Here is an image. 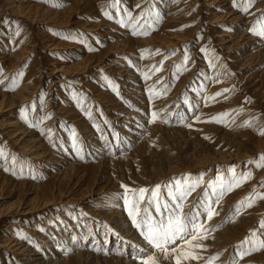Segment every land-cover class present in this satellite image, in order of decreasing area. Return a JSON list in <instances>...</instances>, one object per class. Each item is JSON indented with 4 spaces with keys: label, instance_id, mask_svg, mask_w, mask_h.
Returning a JSON list of instances; mask_svg holds the SVG:
<instances>
[{
    "label": "bare ground",
    "instance_id": "1",
    "mask_svg": "<svg viewBox=\"0 0 264 264\" xmlns=\"http://www.w3.org/2000/svg\"><path fill=\"white\" fill-rule=\"evenodd\" d=\"M51 1L0 0V199H8L0 264H140L141 249L174 264L133 226L122 185L151 189L206 168L204 180H214L228 177L232 163L236 174L253 175L219 204V189L213 196L206 184L183 201L188 212L210 199L218 213L209 221L199 209L205 247L187 264H264V199L237 212L248 192L264 193V168L248 163L238 172L239 161L264 154V68L245 74L264 65V36L250 31H264V0L247 12L245 0ZM190 19L196 24L176 30ZM144 29L150 34L133 35ZM54 48L70 50L59 58L42 51ZM225 111L223 122H206ZM175 142L190 149L175 151ZM252 231L258 250L237 247Z\"/></svg>",
    "mask_w": 264,
    "mask_h": 264
},
{
    "label": "snow or ice",
    "instance_id": "2",
    "mask_svg": "<svg viewBox=\"0 0 264 264\" xmlns=\"http://www.w3.org/2000/svg\"><path fill=\"white\" fill-rule=\"evenodd\" d=\"M253 2L254 0H245V4L241 10L245 12L249 11V7ZM118 3L119 0H113L112 6L116 7ZM233 6L240 7L238 0H233ZM137 7L140 6L137 5ZM105 15L108 16V13L106 12ZM108 18H111V16ZM140 19L141 17H137L134 23L139 24ZM148 28L154 30L152 24H148ZM250 31L264 36V31L257 32L255 27L250 29ZM148 34L149 32L147 30L133 31V35ZM158 51L159 50H157V52ZM187 60L188 57L185 56V62H187ZM156 70L159 71L160 69L157 68ZM20 75H22V73ZM0 83L3 82L0 81ZM6 90L12 89L9 88ZM227 91L228 89L223 90V92ZM223 92H218L216 95L220 96ZM214 98L215 97H211L210 99ZM23 111L24 110L21 109L22 113ZM227 115L229 114L221 113L206 122L221 123ZM158 118V113H152L150 123L156 122ZM197 119H199V117H197ZM188 126L191 127V125ZM241 126L249 127L251 126V121H245ZM258 134L264 135V129H261ZM73 136L75 138V133H73ZM73 146L79 152L75 140ZM0 155H3V153L0 152ZM249 163L255 164L257 168H264V154H261L258 160L250 161ZM228 173L230 175L225 177L223 173L218 172L214 180L208 181L204 180L203 173H200L196 177L186 173L182 177L172 178L171 181L164 185L157 184L151 189L145 187L129 189L127 186L122 185L126 192V195L123 197L124 204L128 207V215L132 220L133 226L141 232V235L152 249L162 253L165 259H172L174 264H187L189 261H199L201 257L196 249H203L205 247L199 241L206 238L204 233L207 231L205 222L201 219V212L199 209H203L209 221L214 215H218V213L212 207L213 202L210 199L200 201L198 207L193 205L188 212L184 211L183 201L187 200V198L202 184H206L207 187L212 190L211 195L213 196H216L217 189H219L220 194L215 200V203L219 204L220 197L223 196L226 191L230 192L234 190L251 178V172L236 174L235 166H229ZM162 187L165 189L166 195L161 192ZM127 193H130V195H127ZM205 196L207 197L208 193H205ZM256 199H264V193L257 194L256 197H246L243 201L238 202L237 212L240 206L251 207ZM193 208L196 210L193 211ZM260 227L264 229V221L260 222ZM256 237L257 233L252 231L249 237H246L237 247L243 248L245 245H248L251 250H258L254 243ZM21 238L24 239L25 237L22 236ZM178 240L182 243L177 244L176 242ZM259 248H264V240L259 241ZM143 253L144 250L141 249L136 257L140 259V264H157L155 256L148 255L144 258ZM245 254V252L240 253L241 257ZM216 258L217 257L210 258L209 264ZM232 264H235V261H233Z\"/></svg>",
    "mask_w": 264,
    "mask_h": 264
},
{
    "label": "rangeland",
    "instance_id": "3",
    "mask_svg": "<svg viewBox=\"0 0 264 264\" xmlns=\"http://www.w3.org/2000/svg\"><path fill=\"white\" fill-rule=\"evenodd\" d=\"M60 2H61V0H59ZM51 2H55V0H52ZM57 4V3H56ZM61 6V5H60ZM63 7V6H62ZM263 13L261 14V15H263L264 14V10H261ZM186 23H184V24H181L180 25V27L178 28V29H176V30H179L180 32L181 31H183L184 29H187V28H190L191 26H192V24L193 25H195L196 23H193L194 21H192L191 19L190 20H188V21H185ZM61 28V27H60ZM62 28H65V27H62ZM57 29V28H56ZM146 29V28H145ZM144 29V30H145ZM149 34H150V32H149ZM148 34V35H149ZM202 34L200 35V38H202ZM95 43H96V47L95 48H99L100 47V45H101V42H97V41H95ZM188 46V43L186 44V47ZM70 49H60V48H54V49H50V50H47V49H42V51L43 52H49L50 54H52L51 55V57L52 56H54V57H58V53L59 52H68ZM95 51H98V49H94ZM40 51H41V49H40ZM186 52V49H184L183 51H182V53H181V55H183L184 53ZM59 58V57H58ZM257 66H262V68H264V65H255V66H252V67H249V68H247V69H245L244 71H246L245 72V74H249V73H251V72H253V71H255V69H256V67ZM181 67H182V65H181ZM174 83L175 82H173L172 84H170V87H169V85H168V87H169V91H168V93H170L171 92V90H172V88H173V86H174ZM47 82L45 83V84H43L41 87H40V97L41 98H43V99H45L46 98V87H47ZM7 112V111H6ZM230 111H225L224 113H229ZM2 118V116L0 115V119ZM222 139H224V140H222L223 141V143H225V141L227 140H231V139H229L228 137H223ZM228 142H230V141H228ZM176 143V142H175ZM175 143H173L172 144V146H174V149H175V151H177L178 149L179 150H181V151H183V150H187V149H190V146H186L185 148L183 147V145H180V144H175ZM221 143V142H220ZM164 145H167V143L165 144L164 143ZM229 147V146H228ZM227 147V148H228ZM177 148V149H176ZM204 148V147H203ZM216 149H218V148H216ZM229 149V151L231 152V150H230V148H228ZM206 150V149H205ZM227 150V149H226ZM171 151H173V152H175L174 150H171ZM158 154V153H157ZM16 155L19 157V159L20 160H23V161H26L27 163H31V164H33V165H35L36 167H38L39 165H41L42 163H41V161H38V160H36V159H33V158H31V157H27V154L25 155V154H20L19 152H16ZM162 155V154H161ZM258 156H256V154H252V157H250V158H245V159H243V160H241V161H239L240 162V164H243V166L245 165V164H248L249 163V161L251 160V159H253L254 161L256 160V158H257ZM160 159H164V157H163V155L161 156V158H159V161H160V163L162 162V160H160ZM258 160V159H257ZM0 161H1V159H0ZM236 163V162H235ZM234 163V164H235ZM233 164V163H232ZM232 164H229V166H232ZM34 166V168H36ZM167 165H163V172H168V171H170V168L169 167H166ZM241 169H240V171H238V172H241L242 171V169H244L245 168V166L244 167H242V165H240L239 166ZM208 168H206V169H204V170H202L201 172L202 173H206L208 170H207ZM259 169V168H258ZM257 169V170H258ZM28 171L29 172H31L32 171V169L30 168V166H28ZM249 170H247L246 172H248ZM224 172V171H223ZM254 172V171H253ZM253 174L251 173V176H252ZM176 177H179V176H177V175H175V174H173V175H171V177H167L166 178V182L164 183V184H166L167 182H169V181H171L172 180V178H176ZM160 184V183H159ZM163 184V185H164ZM157 185V184H156ZM262 185H264V184H262ZM256 187V186H255ZM264 187V186H263ZM254 187H252V189H253ZM165 191V189L162 187V189H161V192L163 193ZM249 192H248V194H246L247 196H249ZM244 196V197H247V196ZM257 194H255V196H256ZM243 197V198H244ZM257 201V200H256ZM255 201V202H256ZM8 203V199H4V197L2 198V199H0V207L2 206V205H4V204H7ZM66 206H68V205H66ZM68 207H70V206H68ZM262 219V220H261ZM259 221L261 222V221H264V217H262V218H259ZM3 226L2 227H5V226H7L6 224H2ZM255 231H257V230H255ZM257 248H258V246H257ZM1 250H3V248L1 249ZM245 250V249H244ZM244 250L243 251H241V252H244ZM208 262L209 261H207L206 263H203V264H208ZM254 264H259V263H254Z\"/></svg>",
    "mask_w": 264,
    "mask_h": 264
}]
</instances>
